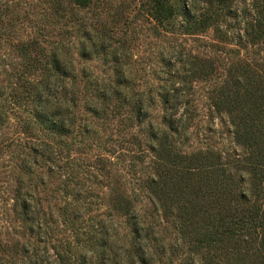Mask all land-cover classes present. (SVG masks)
Returning a JSON list of instances; mask_svg holds the SVG:
<instances>
[{"label": "trees", "instance_id": "trees-1", "mask_svg": "<svg viewBox=\"0 0 264 264\" xmlns=\"http://www.w3.org/2000/svg\"><path fill=\"white\" fill-rule=\"evenodd\" d=\"M229 1L150 0V14L169 26L182 17L184 32L194 34L216 24L218 13L207 7H226ZM92 2L74 0L81 9ZM6 13L0 4L1 26ZM254 26L260 38L262 23ZM31 40L17 49L29 67L43 71L42 79L30 87L22 134L6 140L12 146L0 140V156L8 153L16 186L0 191V210L24 230L20 237L27 239L17 255H24L25 264H264V79L257 70L241 66L230 71L226 86L214 92V107L229 116L244 152L231 159L208 149L186 152L187 118L169 114L161 124L151 119L148 111L157 98L170 103L167 93L154 95L149 104L145 96L132 95V82L119 66L112 69V79L99 81L88 68L77 74L71 50L55 47L47 53L41 42ZM97 54V42L87 35L78 56L92 59ZM208 68L200 63L189 71L204 80ZM10 110L0 101V130L11 124ZM86 114L145 126L143 154L153 158L133 166V198L113 196V208L125 217L124 236L111 224V212L97 223L93 216L100 198L89 185L99 173L79 157L99 149L100 137L98 142ZM96 157L106 170L108 157ZM53 182L50 198H41L40 188ZM143 200L152 204L151 213L137 208ZM59 226L73 238L61 249L51 245Z\"/></svg>", "mask_w": 264, "mask_h": 264}, {"label": "rangeland", "instance_id": "rangeland-1", "mask_svg": "<svg viewBox=\"0 0 264 264\" xmlns=\"http://www.w3.org/2000/svg\"><path fill=\"white\" fill-rule=\"evenodd\" d=\"M149 1L93 0L90 7L81 9L74 0H0L1 7L7 10L6 22L0 24V101L11 107L13 119L7 128L0 130V140L10 145L7 139L22 134L21 124L28 118L32 100L30 87L34 80L42 79L43 71L29 67L17 49L20 43L36 39L41 42V48L48 49L47 53L55 47L71 50L77 74L88 68L99 81H106L114 77L112 69L119 66L120 73L132 82V95L145 96L149 104L154 95L167 93L170 103L162 104L157 98L148 113L156 124H161L162 118L169 114L187 118L184 128L188 140L182 141L186 152L208 149L231 159L244 155L234 139L229 116L217 112L213 97L226 86L229 72H235L238 67L255 69L264 79V0H230L226 7H207L209 13H218L216 24L194 34L184 32L182 17L173 26L155 21ZM203 1L199 0V5ZM258 21L263 25L260 38H257L258 27L254 26ZM87 35L97 42L99 50L92 59L78 56ZM200 63L210 68L204 80H198L189 71ZM84 118L94 122L98 142L100 137L99 149L79 157L99 173L97 179H92L94 184L89 185L100 198L99 210L93 216H97V223L110 217L107 214L111 212V224L124 236L128 232L125 217L113 208V196L133 198L137 187L133 166L153 158L143 154L148 145L141 131L145 126L124 119L99 121L89 114ZM7 154L5 151L0 156L1 193L16 187ZM100 154L110 161L106 170L96 162ZM56 184L41 187L40 197L50 198ZM137 208L141 213L153 210L147 200L137 203ZM3 212L4 208L0 210V264H25L27 260L24 255H17V249L27 237L24 240L20 237L24 230L10 220V215L4 217ZM53 236L51 245L58 248L73 239L62 226L57 227Z\"/></svg>", "mask_w": 264, "mask_h": 264}]
</instances>
